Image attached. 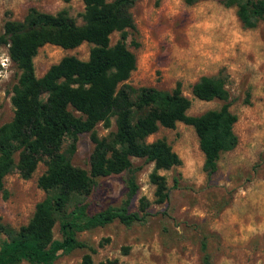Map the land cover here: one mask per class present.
Wrapping results in <instances>:
<instances>
[{
	"label": "rangeland",
	"instance_id": "374dc122",
	"mask_svg": "<svg viewBox=\"0 0 264 264\" xmlns=\"http://www.w3.org/2000/svg\"><path fill=\"white\" fill-rule=\"evenodd\" d=\"M31 8L52 15L65 11L77 25L83 24L81 0H0V35L7 20L22 21ZM131 13L134 28L127 30L126 44L136 58V69L127 83L167 92L180 84L191 102L187 114L198 116L219 109L223 102L196 99L192 86L203 76L222 73L230 111L237 116L233 131L238 145L220 156L217 171L207 178L193 128L183 123L174 129L159 128L148 141L164 139L181 160L180 166L160 171L169 200L154 202V186L149 182L153 164L132 159L138 191L129 211H138L139 200L146 198L145 220L129 227L114 221L80 233L78 239L93 251L77 249L60 255L55 264H79L86 254L92 264H264V20L245 29L236 8L225 7L221 0H198L193 5L184 0H138ZM119 37L113 33L110 45ZM91 47L84 43L63 50L45 45L34 58L35 75L41 77L65 56L87 60ZM19 74L8 46H0V126L13 118L10 98ZM95 130L99 137L108 135L115 130L114 119L110 128L100 123ZM92 149L89 134H81L72 164L89 170ZM45 169L39 163L29 179L16 171L5 177L0 224L17 230L28 222L45 196L37 186ZM126 180V173L96 179L85 198L88 213L120 206ZM53 234L60 239L58 225ZM5 239L1 234L0 243Z\"/></svg>",
	"mask_w": 264,
	"mask_h": 264
},
{
	"label": "trees",
	"instance_id": "16d2710c",
	"mask_svg": "<svg viewBox=\"0 0 264 264\" xmlns=\"http://www.w3.org/2000/svg\"><path fill=\"white\" fill-rule=\"evenodd\" d=\"M81 1L82 25L65 11L52 15L34 8L22 21L7 20L3 25L0 46H8V56L20 74L10 98L13 118L0 126V192L12 172L26 180L39 163L46 169L37 179L45 196L28 222L17 230L0 224V235L6 236L0 243V264H55L60 255L77 249L93 251L78 239L80 233L114 221L126 227L144 221L146 198L139 200L138 211H129L138 191L134 158L153 164L149 182L154 186V202H167L169 190L160 171L180 166L181 160L164 139L148 141L159 128L174 129L177 123L193 128L207 178L217 171L220 156L238 145L233 131L237 116L230 111L226 76H203L192 86L196 99L223 102L219 109L198 116L187 114L191 102L180 84L170 92L130 86L127 81L136 69V58L126 44L127 30L134 28L131 10L138 0ZM221 3L236 8L245 29L264 20V0ZM113 33L120 37L110 45ZM84 43L92 46L87 60L65 56L41 77L35 75L34 58L43 46L72 50ZM112 119L115 130L99 137L96 126L101 123L108 129ZM85 133L93 144L89 170L71 162L78 138ZM120 173L127 174L126 197L120 206L89 214L85 198L96 179ZM56 225L60 239L54 238ZM201 250L205 251V244ZM79 264H92L91 256L84 255Z\"/></svg>",
	"mask_w": 264,
	"mask_h": 264
}]
</instances>
